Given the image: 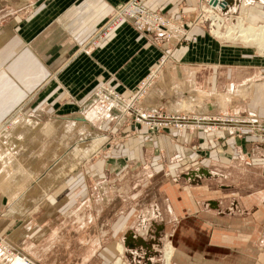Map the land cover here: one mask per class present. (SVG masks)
<instances>
[{
    "label": "crops",
    "instance_id": "crops-1",
    "mask_svg": "<svg viewBox=\"0 0 264 264\" xmlns=\"http://www.w3.org/2000/svg\"><path fill=\"white\" fill-rule=\"evenodd\" d=\"M126 1L26 0L31 13L25 19L28 20L25 27L3 38L0 123L9 120L17 110L37 113L25 121L27 128L19 130L20 135L5 137L0 144V233L13 236L18 230L12 232L16 218L4 213L21 196L32 175L41 178L37 181L41 190L48 191L55 182L47 192L55 189L47 198L50 200L63 197L72 189V182L87 175L96 177L93 181H97V188L101 184L117 187L114 177L118 175L119 181L125 179L121 176L127 174L128 164L133 163L129 171L134 169L135 175L142 176L148 167L151 176L167 177V214L169 222H174L178 229L172 241L170 264H264L262 136L246 133L236 137L233 133L192 130L176 133L168 130L153 135L132 123L127 126L119 116L114 119V128L129 133L122 142L132 155L117 156L115 160L104 157L85 164L80 161L65 175L71 176L69 182L62 184L59 182L65 177L59 178V159L53 165L46 164V154L51 148L54 150L56 143L48 140L51 130L53 134L64 125L71 133L76 121L86 132L90 121L100 118V113L113 121L112 110L106 107L88 105L85 112L76 114L74 103H82L89 91L100 84L129 96L150 74L152 84L140 103L144 109L203 116L244 115L264 124V56L218 41L197 27L195 20L200 5L209 0H146L148 9L160 12L189 31L185 40L161 39L128 24L110 33L94 52L82 54L77 48L92 37L115 6ZM223 1L229 3H226L227 15L246 1V21L263 24L261 1L218 0L213 7L218 8V3ZM47 117L52 120L51 126L47 124L49 128L43 125ZM25 137H28L26 142H22ZM95 138L88 132L72 137L73 153L86 156L87 149L94 147ZM66 152L58 157L66 156ZM98 167L102 170L97 171ZM212 180L216 182L217 196L208 186ZM72 195V199L81 198L75 191ZM155 214L159 223H154V229L150 230L154 237L146 240L127 231L123 242L129 264H159L158 236L165 221L160 212ZM214 218L232 222L237 231L205 225ZM191 229L209 230L210 234L190 235ZM4 261L0 257V264Z\"/></svg>",
    "mask_w": 264,
    "mask_h": 264
},
{
    "label": "rangeland",
    "instance_id": "rangeland-1",
    "mask_svg": "<svg viewBox=\"0 0 264 264\" xmlns=\"http://www.w3.org/2000/svg\"><path fill=\"white\" fill-rule=\"evenodd\" d=\"M259 1L264 3V0ZM25 3L26 0H0V44L3 43L4 37L7 39L8 36H12L25 27V24L28 22L25 19H29L28 17L31 13ZM246 5L247 2L245 1L242 7L236 9L233 14L227 15L226 11L221 12L219 15L223 19L219 22L221 33L225 32L226 28H231L233 24L235 25L236 18L241 14L239 13L240 10L242 8L246 9ZM206 8L207 2L200 5L195 23L197 27L205 29L211 37H214L218 41L221 40L232 44L233 46L245 47L247 50H252L255 54L258 53V48L262 47L261 44H263L262 48H264V38L261 39L263 42H260L261 46L258 45L259 47L256 44L253 46L245 45L238 40L231 41L223 37L218 38L213 34L216 31L215 24H218V22L212 20V14L204 12ZM221 8L218 5L217 11ZM243 21L244 25L250 24V22L246 21V15ZM212 22L213 27L210 29L209 25ZM263 24L250 25L259 26ZM186 32V36L180 41L188 37L189 31ZM89 39L77 48L82 54H90L95 50L96 46L91 47V45H88L85 47ZM262 56H264L263 53ZM151 75L148 76V81L140 84L129 96H125L115 90L121 96L119 103H116L115 100L105 102L101 97L99 98L96 90L100 86L113 89L112 86L105 84H100L98 87L91 89L89 91L90 95H86L82 99V103H74L76 114L85 112L87 110L85 107L88 105L89 108L95 105L98 107H106L112 110L110 115L113 121L105 119L102 113H100V118L90 121V129L87 128L88 131L86 130V132L80 129V124H77L76 121L74 122L76 128L71 133L67 132V127L64 125L60 126V129H56V132L53 134H50L52 132L51 130L48 135V140L51 139V143L53 141L56 143L54 150L51 148L46 154L48 157L46 164L53 165L59 159L58 162H61L58 167L59 178H63L66 174L70 173L80 161L85 164L87 161L92 163L96 159L101 161L104 157L115 160L117 156L132 155V153H129L130 150L123 146L122 142L124 137L129 133L127 131L122 132L118 127L116 129L114 128V119L119 116L121 122L126 123L127 126L132 123L134 126L143 128V130L153 135L165 133L168 130L175 133L177 131L191 130L198 132L230 133L228 129H230L229 126H232L233 128L241 129L240 131L233 132L236 137L246 135V133L248 135L253 134L264 137V124L256 118H249L244 115L230 116L221 114L220 116H203L196 115L193 112L173 114L144 109L140 103L145 96V90L152 84ZM143 85L145 86L141 91L140 98L132 102L131 97L138 93L140 94L139 90ZM44 89L46 90V88ZM36 113L37 111L35 110H17L9 120L0 123V144L5 137L9 138L10 136L16 137L20 135L19 130L25 129V125H27L25 121L29 118L32 119ZM161 115L165 116L167 122L179 118L182 121V125L184 124L187 129H176L173 123H166L165 127H160L161 123L155 122L156 119H152V117L158 118ZM143 117L146 118L145 121L142 119ZM48 119L47 117L43 122V125L46 126L45 128H49L47 124L52 121ZM197 121H201V123ZM124 128L126 127L124 126ZM87 132L88 135L93 134L96 136L94 147L87 149L86 156H77L73 153L75 146H72V137L80 136L83 133L87 134ZM27 138H22L21 141L26 142ZM66 151L69 152L67 153ZM64 152L67 153L66 156L58 157L64 154ZM132 166L133 163L128 164L127 174H122L121 179L126 177L125 179L123 178L119 181L118 175L114 177V182L117 187H104L100 183L101 186L97 188L95 186V184H98L97 181H93L96 180V177L87 175L84 178L72 182V189L65 193L63 197L58 196L57 199L50 200H47V198L53 194L55 189L50 193L47 192L55 186V182L52 183L48 191L46 189L41 190L37 186V181L41 178L32 175L29 178V183L25 186L26 188L24 187L21 196L14 200L4 213L7 217L16 218L15 225L13 223L12 232L18 229L14 232L13 236L0 233V257L5 259L4 264H14L15 260L22 261L25 264H29V262L32 264H115L120 260V264H129L125 255V243L123 242L125 235L128 233L127 231L135 232L142 239L154 237L151 235L150 230L154 229V223H159V219L155 216L157 212L161 213L162 221H165L163 232L158 236V247L160 248L158 262L159 264H165L163 257L164 250L168 245L172 247L173 238L177 235L176 232L178 231L176 224L169 222L170 217L167 214L166 206L169 198L167 177L163 175L151 176L148 167L147 169L144 168L142 176H140V173L135 175L133 172L134 169L132 172L129 171V168ZM100 167L97 168V171L102 170ZM186 170L187 168L184 169V171ZM70 177L68 175L63 180L61 179L62 181L58 182L60 184L67 183ZM59 183L57 186L60 185ZM120 183L122 184L121 187H119ZM208 186L211 188V192L213 190V195L217 196L215 190L216 182L214 180L209 181ZM77 190H79V193ZM37 191L38 193H36ZM74 191L81 198L72 199L71 195ZM43 194L46 196L43 197ZM40 196L43 198L40 199ZM16 203H19L18 209H15ZM205 225L217 230L227 229L232 232L236 230L232 222L222 221L218 218L212 219L209 223L206 222ZM259 228L261 229L263 227L259 224ZM190 232V235L210 234L209 230L194 232L191 229ZM263 242L264 236L261 237V244ZM120 247L122 249L121 253L118 251Z\"/></svg>",
    "mask_w": 264,
    "mask_h": 264
},
{
    "label": "built area",
    "instance_id": "built-area-1",
    "mask_svg": "<svg viewBox=\"0 0 264 264\" xmlns=\"http://www.w3.org/2000/svg\"><path fill=\"white\" fill-rule=\"evenodd\" d=\"M146 0H127L123 4H119L112 9V12L108 16V18L101 23L98 28L94 31L92 37H90L89 41L85 44V47L91 45V47L97 46L101 41H103L110 33H112L115 29L123 26V25H131L139 32H152L161 39H172L177 38L181 40L186 36L187 33L185 30L181 28V26L177 23H172L169 18L162 15L160 12L151 11L146 7ZM206 7V6H205ZM213 5L210 4V0L207 2L206 11L208 14H212L213 16H218L224 11L222 8L218 11L213 9ZM210 29L213 27V22L210 23ZM148 81V80H147ZM145 85H143L137 95H134L132 98V102L140 98L141 91ZM96 93L99 98L105 102L115 100L116 103L120 102V95L110 87L100 86ZM131 103V102H130ZM129 103V105H130ZM145 121V117L142 118ZM152 119H156L155 122L161 123L160 127H165L166 123H173L175 128L177 129H187L184 124L182 125V121L179 118L172 119L171 122H167L165 116L161 115L160 117H156ZM164 119V121H163ZM166 119V120H165ZM201 123V121H197ZM184 126V127H183ZM157 127V126H156ZM159 127V125H158ZM230 129L228 131L230 133L240 131L241 129L233 128L229 126ZM29 264H32L29 262Z\"/></svg>",
    "mask_w": 264,
    "mask_h": 264
},
{
    "label": "bare ground",
    "instance_id": "bare-ground-1",
    "mask_svg": "<svg viewBox=\"0 0 264 264\" xmlns=\"http://www.w3.org/2000/svg\"><path fill=\"white\" fill-rule=\"evenodd\" d=\"M225 2V1H223ZM223 2H219L218 5L220 6L221 3ZM216 6V5H215ZM222 7V6H221ZM223 8V7H222ZM213 9H218L217 7L213 8ZM240 16L236 18V23L235 25L233 24V27L231 28H226L225 32L221 33L220 31V21H222L223 19L218 15V16H211L212 20L215 22H218V24H215L216 26V31L215 33H213L214 35H216L218 38L219 37H223L225 39L234 41V40H238L242 43H244L245 45H259L263 47V44L260 45V42H263L261 39L264 38V24L263 25H259V26H252L250 24L248 25H244V16H245V8H242L240 10ZM219 28V29H218ZM258 46V47H259ZM259 47L258 48V53H263L264 48ZM119 253H121L122 249L121 247L118 248ZM173 253V248L171 246H167L164 250V262L165 264H170V260H171V256ZM120 261V260H119ZM117 261L115 264H120V262ZM14 264H25L22 261L19 260H15Z\"/></svg>",
    "mask_w": 264,
    "mask_h": 264
},
{
    "label": "water",
    "instance_id": "water-1",
    "mask_svg": "<svg viewBox=\"0 0 264 264\" xmlns=\"http://www.w3.org/2000/svg\"><path fill=\"white\" fill-rule=\"evenodd\" d=\"M217 2H218V0H210V4L211 5H213V6H215V5H217ZM226 3H228V2H223V3H221V5L220 6H222L223 7V10L225 11L226 10V8H227V6H228V4H226Z\"/></svg>",
    "mask_w": 264,
    "mask_h": 264
}]
</instances>
